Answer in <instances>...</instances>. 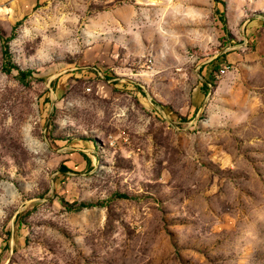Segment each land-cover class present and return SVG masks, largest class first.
<instances>
[{
  "label": "rangeland",
  "instance_id": "obj_1",
  "mask_svg": "<svg viewBox=\"0 0 264 264\" xmlns=\"http://www.w3.org/2000/svg\"><path fill=\"white\" fill-rule=\"evenodd\" d=\"M0 264H264V0H0Z\"/></svg>",
  "mask_w": 264,
  "mask_h": 264
},
{
  "label": "trees",
  "instance_id": "obj_2",
  "mask_svg": "<svg viewBox=\"0 0 264 264\" xmlns=\"http://www.w3.org/2000/svg\"><path fill=\"white\" fill-rule=\"evenodd\" d=\"M7 51V54L9 53V51L8 50H6ZM20 74L25 78V77H27L28 76V73H26V72H21L20 71ZM62 168L63 169H67V167L66 166H62ZM94 205V203H85V202H83L79 207H77L75 210H82V209H86V207H91V206H93ZM69 206H71V205H69ZM70 208V207H69ZM71 209H73L72 208V206H71Z\"/></svg>",
  "mask_w": 264,
  "mask_h": 264
},
{
  "label": "built area",
  "instance_id": "obj_3",
  "mask_svg": "<svg viewBox=\"0 0 264 264\" xmlns=\"http://www.w3.org/2000/svg\"><path fill=\"white\" fill-rule=\"evenodd\" d=\"M221 72H222V74L224 75V74H226V73L228 72V69H226V68H225V69H222Z\"/></svg>",
  "mask_w": 264,
  "mask_h": 264
}]
</instances>
